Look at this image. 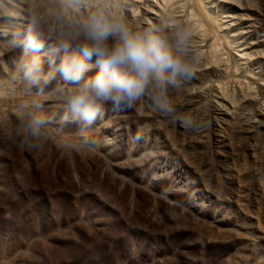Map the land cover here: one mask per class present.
<instances>
[{
	"label": "rangeland",
	"instance_id": "rangeland-1",
	"mask_svg": "<svg viewBox=\"0 0 264 264\" xmlns=\"http://www.w3.org/2000/svg\"><path fill=\"white\" fill-rule=\"evenodd\" d=\"M169 14L201 56L175 105L203 126L107 105L97 148L28 151L11 139L14 101L0 102V264H264V0L126 12L133 24Z\"/></svg>",
	"mask_w": 264,
	"mask_h": 264
},
{
	"label": "clouds",
	"instance_id": "clouds-1",
	"mask_svg": "<svg viewBox=\"0 0 264 264\" xmlns=\"http://www.w3.org/2000/svg\"><path fill=\"white\" fill-rule=\"evenodd\" d=\"M131 3L0 0V60L7 65L0 70V102L14 101V144L92 150L98 141L91 132L105 106L132 109L141 102L188 131L200 130L193 116L178 114L173 95L201 62L191 27L170 14L133 24L126 15ZM50 99L61 111H52Z\"/></svg>",
	"mask_w": 264,
	"mask_h": 264
}]
</instances>
